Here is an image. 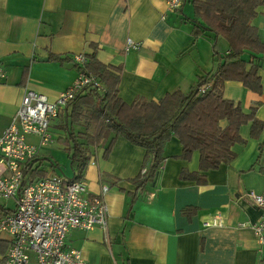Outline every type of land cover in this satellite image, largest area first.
Wrapping results in <instances>:
<instances>
[{
	"label": "crops",
	"instance_id": "obj_1",
	"mask_svg": "<svg viewBox=\"0 0 264 264\" xmlns=\"http://www.w3.org/2000/svg\"><path fill=\"white\" fill-rule=\"evenodd\" d=\"M249 23L264 42V4ZM201 25L191 0H183L178 10H168L165 0H0V132L26 88L55 100L71 85L78 75L72 56L79 52L120 69L117 95L127 104L188 92L217 65L213 34ZM128 39L137 47L126 49ZM218 43L223 52L226 43L221 38ZM255 62L258 91L235 80L222 88L224 98L259 122L241 123L228 161L202 170L198 152L182 156L181 142L171 135L156 176L138 185L143 147L121 134L107 152V142L91 146L81 179L89 194L108 185L107 227L71 228L65 246L79 250L89 264H264V246L249 227L264 213L245 194L264 192V61ZM62 108L71 112L70 105ZM49 130L53 141L39 149L32 167L71 177L76 171L61 141L67 133L60 116L51 119ZM26 141L36 144L38 138L27 135ZM0 200V216L15 206L14 197ZM216 216L221 226L205 224ZM7 246L3 235L0 264ZM28 264H36L33 254Z\"/></svg>",
	"mask_w": 264,
	"mask_h": 264
},
{
	"label": "trees",
	"instance_id": "obj_2",
	"mask_svg": "<svg viewBox=\"0 0 264 264\" xmlns=\"http://www.w3.org/2000/svg\"><path fill=\"white\" fill-rule=\"evenodd\" d=\"M191 2L201 27L213 34L212 55L217 65L214 71L200 76L188 92L176 90L158 101L138 98L127 104L117 95L118 67L103 64L87 53L83 64L74 63L78 72L95 78L100 86L77 89L64 106L70 105L71 112H63V108L57 112L67 133L61 141L69 152V165L76 171L72 178L81 179L91 146L107 142L104 149L107 152L118 134L145 149L146 172L139 173L136 179L140 185L159 171L163 145L169 136L174 135L181 142L182 156L187 158L196 150L199 168L206 170L232 157L231 145L240 140L241 123L252 119L253 126L258 125L252 113H244L238 104L223 97L222 88L228 80L239 81L253 91L260 88L255 61H262L261 54L257 57L256 53L264 52V42L249 21L264 0ZM220 38L226 43L223 52L219 51ZM244 52H250L249 60L242 58ZM248 62L251 64L246 68ZM207 83L209 88L200 93V86ZM72 123L82 129L74 131ZM35 156L25 164L23 184L35 180L37 175L45 176L32 167Z\"/></svg>",
	"mask_w": 264,
	"mask_h": 264
},
{
	"label": "built area",
	"instance_id": "obj_3",
	"mask_svg": "<svg viewBox=\"0 0 264 264\" xmlns=\"http://www.w3.org/2000/svg\"><path fill=\"white\" fill-rule=\"evenodd\" d=\"M165 1L168 10H178L183 0ZM137 45L128 39L125 48ZM72 59L81 65L85 54L75 53ZM261 59L264 61V52ZM0 76H3L1 69ZM86 85L100 86L95 78L78 72L71 85L59 92L55 100L26 88L9 123L0 132V198H15L14 208L0 216V237L8 238L1 264H28L31 254L36 264H89L79 250L65 246L66 234L71 228L98 226L106 230L108 211L103 195L108 185H101L98 193L89 194L83 179L56 173L23 184L25 164L41 147L53 141L49 130L51 119L77 89ZM209 85H201L199 92L204 93ZM27 135L37 136L38 142H27ZM145 172L146 166H143L140 174ZM245 194L248 201L264 213V192L249 190ZM205 224L222 225L219 216ZM249 227L258 245L264 246V214L249 223Z\"/></svg>",
	"mask_w": 264,
	"mask_h": 264
},
{
	"label": "rangeland",
	"instance_id": "obj_4",
	"mask_svg": "<svg viewBox=\"0 0 264 264\" xmlns=\"http://www.w3.org/2000/svg\"><path fill=\"white\" fill-rule=\"evenodd\" d=\"M57 154V153H56ZM68 177H70V176H68ZM2 200H0V202H1ZM11 204V202L9 201V205Z\"/></svg>",
	"mask_w": 264,
	"mask_h": 264
}]
</instances>
